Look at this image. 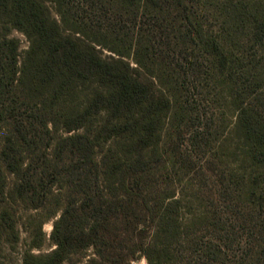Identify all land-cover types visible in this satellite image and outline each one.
<instances>
[{
  "label": "trees",
  "instance_id": "16d2710c",
  "mask_svg": "<svg viewBox=\"0 0 264 264\" xmlns=\"http://www.w3.org/2000/svg\"><path fill=\"white\" fill-rule=\"evenodd\" d=\"M21 228L23 264H264V0H0V264Z\"/></svg>",
  "mask_w": 264,
  "mask_h": 264
},
{
  "label": "rangeland",
  "instance_id": "374dc122",
  "mask_svg": "<svg viewBox=\"0 0 264 264\" xmlns=\"http://www.w3.org/2000/svg\"><path fill=\"white\" fill-rule=\"evenodd\" d=\"M52 9V13L55 17H58L57 12L54 9L53 5H50ZM11 36H16L18 37L22 44H21V49L25 51L28 46L29 42L26 38V36L19 32L13 30L11 32ZM105 54H110L109 52L105 51ZM53 228V219H49L45 222L44 224V232H45V241L43 245L40 248H34L33 252L36 254L39 253H47L50 252L52 249L55 248V245L51 239V232ZM29 243H30V237L27 231H25L23 228H21V239L18 244H16L14 247L11 246L10 244H4L3 249H2V257L3 259L8 263V264H23V255L24 252L29 249ZM88 254H91L89 252ZM70 264V263H66ZM82 264V263H80ZM134 264H148L147 260L144 257H141L139 260L135 261Z\"/></svg>",
  "mask_w": 264,
  "mask_h": 264
}]
</instances>
